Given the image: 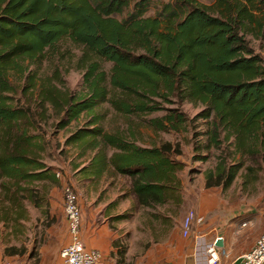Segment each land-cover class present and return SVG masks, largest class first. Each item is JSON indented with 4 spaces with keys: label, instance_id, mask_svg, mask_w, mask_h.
I'll list each match as a JSON object with an SVG mask.
<instances>
[{
    "label": "trees",
    "instance_id": "obj_1",
    "mask_svg": "<svg viewBox=\"0 0 264 264\" xmlns=\"http://www.w3.org/2000/svg\"><path fill=\"white\" fill-rule=\"evenodd\" d=\"M132 1L0 0V225L20 228L27 205H49L60 185L44 159V124L51 119L54 134L87 119L65 142L77 148L76 160L88 159L72 163L82 177L127 178L142 208L184 204L185 165L175 159L180 144L142 146L132 129L128 135L106 130L107 111L98 112L105 105L126 118L163 112L145 121L156 133L187 131L186 114L171 106L202 105L197 119L205 121L199 136L206 141L195 150L207 155L196 160L207 161L225 144L232 148L206 171L208 188L229 189L243 169L245 188L259 180L264 56L249 38L264 43V0H174L154 17L146 16L152 0H141L118 19ZM62 42L82 49L75 64L84 73L79 93L66 88L58 70L45 76L31 69ZM100 61L113 65L110 76ZM13 250L10 256L18 254Z\"/></svg>",
    "mask_w": 264,
    "mask_h": 264
},
{
    "label": "rangeland",
    "instance_id": "obj_2",
    "mask_svg": "<svg viewBox=\"0 0 264 264\" xmlns=\"http://www.w3.org/2000/svg\"><path fill=\"white\" fill-rule=\"evenodd\" d=\"M139 1L141 0L132 1L130 9L117 18H126ZM173 1L152 0L146 16L154 17L163 4ZM197 1L205 5L211 4L210 0ZM249 39L256 53L264 56V49L261 48L264 45L263 41ZM81 55L82 49L71 42H62L54 50L47 52L42 64L38 67L32 66L31 69H37L40 75L45 76H52L54 71L58 70L66 88L73 93H79L83 89L84 73L77 70L75 64ZM100 63L102 69L110 76L113 65L105 61ZM11 80L15 82L16 77L12 75ZM16 99L25 103L22 95L16 96ZM171 107L179 108L186 114L190 121L186 132L156 133L148 127L145 121L161 117L164 115L163 112L141 119L117 115L108 105L100 108L98 112L107 111V117L103 122L106 130L110 132L119 130L128 135L129 129H132L138 135L139 145H161L163 142L180 144L182 154L175 159L185 165L179 173L185 200L182 206L170 204L155 209L142 208L131 194L130 181L127 178L107 176L97 183L93 179L82 177L72 163L76 161L77 164H88V159L85 157L76 160L77 148L66 146L65 142L73 132L83 127L87 119L74 122L69 128L56 134L52 126L54 119H51L47 125L44 124V130L47 131L44 159L60 174V185L54 187L51 196L47 198V202L51 200L48 202L51 205L43 204L41 207L27 205L29 218L22 222L20 228L0 225V264L7 261H13L15 264L60 263V251L70 241L68 228L66 230V217L64 219L59 213L60 210L64 211L62 188L67 184L72 185L78 194L83 219L82 231L88 229L86 240L92 244L102 245L98 249L102 254L101 264H169L178 259L180 240H183L182 222L187 212L192 209L205 215V223L200 226L201 233L216 228L210 231L211 240L226 234L228 252L231 239L245 238L250 234V229L243 225L247 222L246 217L253 220L261 217L264 222V155L259 159L262 170L256 183L247 188L243 186V175L246 173L243 169L229 189L208 188L206 171L215 169L218 157L227 155L232 148H227L228 144H225L223 145L225 151L212 149L207 161L196 160L199 155H207L195 150L206 141L205 137L199 136L206 129L205 121L197 119V115L204 107L189 102ZM247 165L252 166L250 161ZM239 212L247 213V216L233 220L234 214ZM82 236L84 238V234ZM189 239L193 242L194 235ZM254 240L252 241L256 242ZM254 245L255 243L252 247ZM13 247L18 249V254L10 256L14 251ZM232 257V253H225L223 263L229 264Z\"/></svg>",
    "mask_w": 264,
    "mask_h": 264
},
{
    "label": "built area",
    "instance_id": "obj_3",
    "mask_svg": "<svg viewBox=\"0 0 264 264\" xmlns=\"http://www.w3.org/2000/svg\"><path fill=\"white\" fill-rule=\"evenodd\" d=\"M57 177L60 174L57 173ZM64 214L67 220L69 243L60 251L59 264H101L102 254L98 249H88L82 238V210L79 197L70 184L63 186ZM205 216L196 210H189L182 222V237L189 239L194 235V257L196 264H222L220 248L216 241L222 236H216L213 241L199 232V227L205 223ZM5 264H15L7 261ZM238 264H264V230L257 238L255 245L238 259Z\"/></svg>",
    "mask_w": 264,
    "mask_h": 264
},
{
    "label": "crops",
    "instance_id": "obj_4",
    "mask_svg": "<svg viewBox=\"0 0 264 264\" xmlns=\"http://www.w3.org/2000/svg\"><path fill=\"white\" fill-rule=\"evenodd\" d=\"M59 213L65 219L64 211L63 210H60ZM234 215L235 216L233 217V220L237 219L240 216L241 217L247 216V213L240 214V212H239V213H235ZM252 215H255V214H252ZM245 220L247 222L244 223L243 225H244L245 228L248 227L247 229H250L251 232L245 238L239 237L237 239V237H236L235 239H231L230 242H229V245H230L229 252L226 249V245L228 243V241L225 239V235L226 234L223 235L224 248L220 249V253H221V257L222 258H223V256H224L225 253H232L233 257H232V259H231V261H230L229 264H238V259L241 258L246 252H248L249 250H251L253 243H255L252 240H254V239L256 240V238L259 237V235L264 230V222L261 219V217L260 218L256 217L255 220H253V218H251V217L250 218L249 217H246ZM65 223H66V230H67V228H68L67 220L65 221ZM200 229H202V227H199V232H201ZM215 229L216 228H214V229L212 228L211 230H215ZM211 230L208 229V230H206L205 233H203L206 236H208V240L209 241H213L214 240V239L211 240V238H212L210 236V234H211L210 231ZM82 234H84L83 240H84V244H85V246L87 248L99 249V247L102 246L100 243H96V244L93 243L92 244L91 242H88L86 240V235L88 234V229L85 228L84 232L82 231ZM247 240H250V241H247ZM178 252H180V253H179V258L176 259L177 261L176 260H173L169 264H196V260H195V257H194V241L192 242V240L185 239V238H183V240H180V246H179ZM59 257H60V254H59ZM58 260H59V258H58ZM222 264H226V263L225 262L223 263V261H222Z\"/></svg>",
    "mask_w": 264,
    "mask_h": 264
},
{
    "label": "water",
    "instance_id": "obj_5",
    "mask_svg": "<svg viewBox=\"0 0 264 264\" xmlns=\"http://www.w3.org/2000/svg\"><path fill=\"white\" fill-rule=\"evenodd\" d=\"M216 247L222 249L224 248V239L223 238H219L217 241H216Z\"/></svg>",
    "mask_w": 264,
    "mask_h": 264
}]
</instances>
